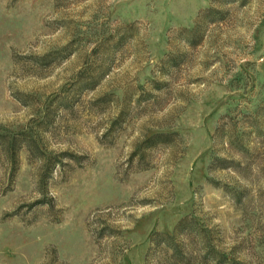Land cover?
Masks as SVG:
<instances>
[{
  "label": "rangeland",
  "instance_id": "rangeland-1",
  "mask_svg": "<svg viewBox=\"0 0 264 264\" xmlns=\"http://www.w3.org/2000/svg\"><path fill=\"white\" fill-rule=\"evenodd\" d=\"M0 134V264H264V0H0Z\"/></svg>",
  "mask_w": 264,
  "mask_h": 264
},
{
  "label": "trees",
  "instance_id": "trees-1",
  "mask_svg": "<svg viewBox=\"0 0 264 264\" xmlns=\"http://www.w3.org/2000/svg\"><path fill=\"white\" fill-rule=\"evenodd\" d=\"M19 142H20L19 136L10 137L8 135L0 134V147L3 149V151L6 152L7 156H9L11 162H14L16 160L17 152L20 149ZM28 144L29 145H27V148L31 149L30 144H33V142L28 141Z\"/></svg>",
  "mask_w": 264,
  "mask_h": 264
}]
</instances>
